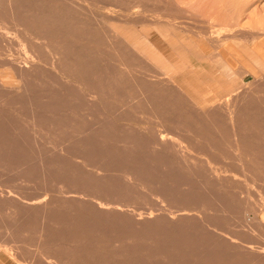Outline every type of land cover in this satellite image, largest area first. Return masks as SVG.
<instances>
[{
	"label": "rangeland",
	"instance_id": "1",
	"mask_svg": "<svg viewBox=\"0 0 264 264\" xmlns=\"http://www.w3.org/2000/svg\"><path fill=\"white\" fill-rule=\"evenodd\" d=\"M189 3L130 16L124 0H0V264H264V137L225 104L261 80L224 72L212 121L185 119L115 35L158 42L189 24L264 42V0ZM178 120L185 143L154 149Z\"/></svg>",
	"mask_w": 264,
	"mask_h": 264
},
{
	"label": "bare ground",
	"instance_id": "2",
	"mask_svg": "<svg viewBox=\"0 0 264 264\" xmlns=\"http://www.w3.org/2000/svg\"><path fill=\"white\" fill-rule=\"evenodd\" d=\"M144 1L146 0H124L127 7L125 9L130 13V16L141 15L142 12L144 14L152 12V10L143 8L142 4ZM153 1L167 3L169 8L166 10H169L170 13L172 12L173 16L188 15L189 11L185 6H191L190 0ZM234 8L236 9V7ZM196 9L199 10V8ZM235 9H229L228 14L233 15L237 10ZM161 13L160 11L159 15ZM175 27L172 35L164 36L159 33L158 38L161 40L157 39L158 42H151L146 35L142 34L131 33L124 37L116 31L115 35L127 42L130 50L137 56H140L150 66L156 86L158 85L161 90L166 93L170 92L174 96L176 110L178 112L182 111V107L186 109L184 112L189 115L186 116L184 114L185 119H197V121L207 119L212 121V114L214 110L218 109L216 104L221 102V99L217 98L216 92L228 93L232 90L228 89V86L221 87L220 79L223 77L224 72L237 75L242 79L251 77L254 80H261L259 83L255 82L256 86L254 90H246L240 99H235L234 101L227 100L225 104L229 111L228 120L231 122L233 128L235 127L234 122L236 121L238 111L242 110L245 112V117L249 122L244 126L245 130L251 131L253 134L259 133L260 136L263 135L264 137V42L258 41L262 35L240 38L236 30H232L231 34L227 27H223L221 28L223 34L215 37L212 33L206 36L205 33L198 32L194 29L197 28L196 26L189 27V24L188 27L179 28L180 26L177 24ZM166 47H168V54L164 51ZM195 63H198L199 66L203 64L209 66L211 73H203L202 70L196 68ZM15 65L17 66V64ZM92 94V92L88 91L84 93V96L91 99ZM250 96L253 98L250 102H247L246 98ZM261 122L263 124L259 125ZM185 125L189 127L187 131H190L191 127L186 122L184 123V121L178 120L168 124V126L159 123L150 136V141H152L150 144L156 150H164L169 144L177 145L179 144L178 141L185 143L183 139V137L186 138L183 134V131H186V129L184 130ZM196 125L201 126L200 122ZM253 125L255 126V130H253ZM36 126L38 127V125ZM196 128L201 129L199 127ZM244 128L237 126V130L239 131ZM125 139H128V137ZM263 142L264 138H262L260 143L258 142L256 151L264 153ZM237 145V143L232 144L230 148H235L236 150ZM245 149L246 151H253V140H249ZM238 158L241 161V157L238 156ZM246 159L248 162L244 163L241 161L242 169L258 167L251 165L247 155ZM205 163L212 171L223 170L222 165L218 163L207 161ZM212 164L217 167L211 166ZM224 170L227 171L226 167ZM259 223L264 225V222L261 220Z\"/></svg>",
	"mask_w": 264,
	"mask_h": 264
}]
</instances>
